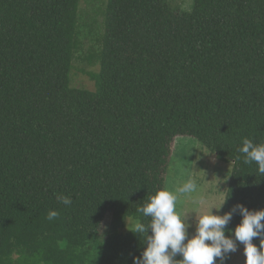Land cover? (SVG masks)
<instances>
[{
  "label": "trees",
  "instance_id": "1",
  "mask_svg": "<svg viewBox=\"0 0 264 264\" xmlns=\"http://www.w3.org/2000/svg\"><path fill=\"white\" fill-rule=\"evenodd\" d=\"M80 3L0 0V264H86L110 215L99 264H133L145 237L121 229L150 222L178 137L233 163L221 215L264 209L238 152L264 143V0H107L95 91L70 84Z\"/></svg>",
  "mask_w": 264,
  "mask_h": 264
},
{
  "label": "clouds",
  "instance_id": "2",
  "mask_svg": "<svg viewBox=\"0 0 264 264\" xmlns=\"http://www.w3.org/2000/svg\"><path fill=\"white\" fill-rule=\"evenodd\" d=\"M238 152L243 154V164L255 162L258 173L264 175V143L257 144L244 138ZM196 189L195 181L190 179L178 191L187 194ZM57 199L63 205L72 204L68 196L57 194ZM226 200L218 209H213L219 212ZM198 202L203 203L202 200ZM213 209L211 214H196L195 233L189 238L193 223L177 211V195L162 189L149 196L148 203L137 209L142 216L150 218L148 224L139 219L124 218L128 230L130 226L134 229L129 231L145 237L144 250L140 256L133 257V264H217V261L227 264L241 244L245 264H264V209L249 210L245 205L237 204L223 215L213 214ZM235 215L242 219L233 230L228 225ZM58 216V211L50 210L46 218L52 221ZM254 238L259 239V246L253 243ZM178 255L182 258L177 259Z\"/></svg>",
  "mask_w": 264,
  "mask_h": 264
},
{
  "label": "rangeland",
  "instance_id": "3",
  "mask_svg": "<svg viewBox=\"0 0 264 264\" xmlns=\"http://www.w3.org/2000/svg\"><path fill=\"white\" fill-rule=\"evenodd\" d=\"M194 0H170L177 8L190 11ZM107 0H81L78 17L79 47L75 53L71 73V87L76 89L96 90L93 74L100 68L99 55L104 37V18ZM232 162H222L199 141L191 137H178L174 142V151L169 157L165 177V189L177 195V211L193 223L196 214H211L213 208H219L226 198L231 175ZM194 180L195 192L182 194L179 188L189 180ZM202 200L203 203L198 201ZM224 206V205H223ZM213 209V214L221 215ZM112 217L108 216L101 238L91 241L83 252L86 264H99L100 248L103 241L111 233ZM129 230H134L131 226ZM126 223L122 232L129 231ZM195 233V225L189 229V238ZM244 247L239 245L238 251L231 255L227 264H245ZM219 264V261H217Z\"/></svg>",
  "mask_w": 264,
  "mask_h": 264
}]
</instances>
